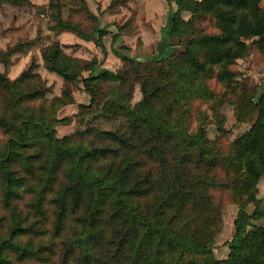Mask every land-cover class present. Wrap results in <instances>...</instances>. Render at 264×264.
Instances as JSON below:
<instances>
[{"label": "rangeland", "instance_id": "374dc122", "mask_svg": "<svg viewBox=\"0 0 264 264\" xmlns=\"http://www.w3.org/2000/svg\"><path fill=\"white\" fill-rule=\"evenodd\" d=\"M49 2L58 5L63 21L84 34L95 37L102 29L104 51L90 39L51 29L54 20L50 12L55 9ZM170 8L167 0H0V74L8 79L5 84L0 80V148L16 130L21 114L44 122H49L52 114L56 118L69 116V122L54 124L55 136L66 135L69 140L104 149L85 163L88 170L120 167L126 158L134 162L128 176L144 178L134 195L142 211L156 207L165 192L160 187L162 178L170 190V177L176 174L173 187L177 191L160 207L161 217L172 227L182 225L200 237L210 238L212 251L220 258L226 255V241L232 234V220L239 206L246 211L253 208L252 203L244 201L245 195L238 192L234 165L225 156L232 141L248 127L234 119L236 88L231 86L245 80L255 84L257 90L264 88V53L255 46L256 37L244 38L243 53L228 66L231 86L216 80L211 72L201 73L208 99L176 96V80L169 64L166 60L154 61L160 54L180 60L188 38L177 41L172 37L169 44L163 43ZM182 16L194 17L193 33L216 31L210 18L201 12L191 15L190 11H183ZM54 41L67 56L75 58L69 64L78 72V80L64 79L44 67L40 49ZM112 47L130 60L116 55ZM92 60V75L105 69L119 77L88 81V90L85 89L82 78L88 70L81 67ZM113 93L122 95L119 102L129 106L147 97L161 111L170 107L169 120L178 123L187 134L200 133L202 145L178 148L146 125L140 126V133L132 132L125 111L110 101ZM106 130L123 131L125 138L111 139ZM35 136V145L25 150L38 154L45 142L41 133ZM115 148L116 152H112ZM30 160L27 171L17 161L11 163L13 174L20 181L10 196H5L0 186V239L14 230L12 239L26 244L34 253L20 257L6 249V264H87L83 262V249L66 250L69 235L83 230L87 233V229L93 235L91 252L112 256L111 238L116 223L107 213V204L89 224L85 211L88 194L82 193L79 210L72 211L68 206L60 216L55 198L67 183L63 171L66 160L60 159L47 186H42L40 179L45 159L36 156ZM254 197L264 209V177L257 181ZM173 256L166 251L159 264H170ZM177 261L192 264L186 254Z\"/></svg>", "mask_w": 264, "mask_h": 264}, {"label": "trees", "instance_id": "16d2710c", "mask_svg": "<svg viewBox=\"0 0 264 264\" xmlns=\"http://www.w3.org/2000/svg\"><path fill=\"white\" fill-rule=\"evenodd\" d=\"M262 0H167L170 5L167 30L163 34V43L169 44L172 37L182 40L188 36L184 43V51L180 60L166 58L161 54L154 61L166 60L174 76V93L179 97L201 96L209 98L201 73H213L216 80L231 86L232 77L228 66L239 57L245 47L244 38L256 37L255 46L264 53V5ZM54 12H50L54 23L50 25L56 33L62 31L72 32L83 39L92 40L104 51L101 36L102 29H98L97 36L84 34L81 29L59 15L58 5L49 2ZM183 11H190L191 15L201 12L213 22L216 31L212 33H193L192 17L184 18ZM112 51L122 59H129L118 49ZM44 67L54 71L64 79L78 80L79 74L70 66L74 57L67 56L54 41L40 49ZM130 60V59H129ZM81 69L88 70L85 80L88 90V81L96 79L114 80L119 75L111 70H101L92 75L95 60L84 62ZM80 69V70H81ZM2 83H7L6 76L0 74ZM236 88L234 95V119L248 125L246 130L235 138L230 151L225 155L229 163L234 165V176L237 179L238 192L244 194V201L252 203L251 211L239 206L232 220L233 230L226 241L227 252L224 257H216L211 248L210 238H203L191 229L182 225L172 227L160 215V207L165 204L172 192L176 174L170 177L172 185L170 190L162 178L160 187L165 190L155 208L142 211L134 195L139 190L143 177L131 178L128 171L133 161L123 159L120 167H113L105 171L88 170L85 163L97 156L104 149L89 147L80 141L69 140L66 135H54L55 123H67L69 116L54 117L49 122L39 120L32 116L21 114L17 119L14 132L9 134L0 148V186L5 196H10L13 187L20 181L19 176L13 174L11 163L17 161L26 171L31 167L32 157L45 159L41 165L40 179L42 186H47L53 179L60 159H65L64 175L67 183L61 189L55 204L61 216L69 206L72 211L80 208L79 200L82 193L88 194L85 211L89 224L98 216L103 204H107V213L115 221L116 226L111 238L112 256L104 257L94 255L90 250L93 235L87 229L73 232L69 235L66 250L74 247L83 249V262L87 264H159L160 256L169 251L174 254L170 264H178V259L184 254L188 255L192 264H264V210L254 197L256 183L264 177V88L257 90L255 84L243 80ZM122 95L111 94V103L120 105L128 118L131 131L140 133V126L146 125L149 130L159 132L166 139L172 140L178 148L185 145H202L203 138L200 133L187 134L178 123L169 120L170 107L161 111L151 105L147 97L141 98L132 106L121 104ZM66 103V102H62ZM41 133L44 146L38 152L26 151L33 147ZM106 136L111 139L123 140L124 132L117 133L106 130ZM129 138V137H128ZM116 152V148L112 150ZM232 160V161H231ZM176 173V172H175ZM144 179V178H143ZM13 230L8 237L0 239V264L8 263L4 257V250L14 251L18 256H29L34 253L32 248L12 239Z\"/></svg>", "mask_w": 264, "mask_h": 264}, {"label": "crops", "instance_id": "0c3cea01", "mask_svg": "<svg viewBox=\"0 0 264 264\" xmlns=\"http://www.w3.org/2000/svg\"><path fill=\"white\" fill-rule=\"evenodd\" d=\"M59 34H61V32L59 33ZM263 209V208H262ZM264 210V209H263Z\"/></svg>", "mask_w": 264, "mask_h": 264}]
</instances>
